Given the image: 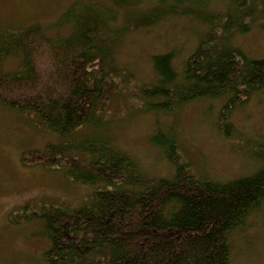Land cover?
I'll use <instances>...</instances> for the list:
<instances>
[{
  "label": "trees",
  "instance_id": "trees-1",
  "mask_svg": "<svg viewBox=\"0 0 264 264\" xmlns=\"http://www.w3.org/2000/svg\"><path fill=\"white\" fill-rule=\"evenodd\" d=\"M226 2L222 22L203 11L208 0H82L51 25L56 34L39 23L20 30L0 24V104L36 117L59 139L22 152L21 162L94 186L77 206L47 205L12 219L40 221L48 246L39 264H230L232 233L264 212V147L255 158L262 162L257 170L217 181L193 174L168 134L154 144L174 167L172 177L145 179L129 155L103 140L87 138L79 146L62 141L78 135L80 126H103L114 91L163 113L187 101L226 99L220 116L227 120L218 131L230 138L227 102H246L264 90V56L251 57L231 40L252 25L264 31V0ZM120 11L128 18L116 26ZM180 17L205 30L182 58L172 45L153 54L154 82L134 86L131 70L113 59L117 42L129 30ZM7 59L16 61L13 70L3 68Z\"/></svg>",
  "mask_w": 264,
  "mask_h": 264
},
{
  "label": "rangeland",
  "instance_id": "rangeland-1",
  "mask_svg": "<svg viewBox=\"0 0 264 264\" xmlns=\"http://www.w3.org/2000/svg\"><path fill=\"white\" fill-rule=\"evenodd\" d=\"M76 1L82 0H0V24L20 30L39 23L48 33L56 34L51 25ZM208 1L203 11L219 15L222 22L226 0ZM126 18L120 11L116 26L125 25ZM200 30L202 33L205 25L186 17L160 22L145 31L132 29L117 42L113 59L118 67L131 70L134 86L153 83L150 57L172 45L182 58L191 51ZM231 42L251 57L264 56V31L257 24L246 34L234 36ZM15 67L14 59H7L3 65L5 70ZM116 92L120 93L114 91V99H106L99 122L103 126H80L78 135L63 143L79 146L87 138L103 140L129 155L145 179L172 177L174 167L154 144V138L163 141L168 134L176 137L177 154L197 176L226 181L261 166L262 162H255V158L264 147V90L246 102H227L233 126L229 128L230 138L218 131V123L227 120L220 116L226 99H196L176 104L171 112L163 113L148 110L143 99L129 97L126 91ZM58 141L57 136L37 125L36 117L0 104V264H39L48 246L39 235L40 221L14 223L12 219L20 220L24 211L39 212L47 205L77 206L94 189L93 185L71 180L62 170L21 162L22 152ZM23 206L28 208L23 210ZM230 239V264H264V212L252 215L245 229L235 231Z\"/></svg>",
  "mask_w": 264,
  "mask_h": 264
},
{
  "label": "bare ground",
  "instance_id": "bare-ground-1",
  "mask_svg": "<svg viewBox=\"0 0 264 264\" xmlns=\"http://www.w3.org/2000/svg\"><path fill=\"white\" fill-rule=\"evenodd\" d=\"M256 154H258V153H256Z\"/></svg>",
  "mask_w": 264,
  "mask_h": 264
}]
</instances>
